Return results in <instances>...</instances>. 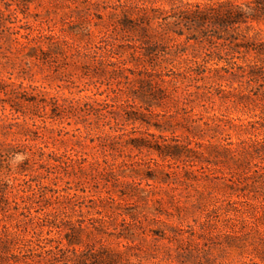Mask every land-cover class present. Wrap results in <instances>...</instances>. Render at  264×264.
Returning a JSON list of instances; mask_svg holds the SVG:
<instances>
[{
  "label": "rangeland",
  "instance_id": "obj_1",
  "mask_svg": "<svg viewBox=\"0 0 264 264\" xmlns=\"http://www.w3.org/2000/svg\"><path fill=\"white\" fill-rule=\"evenodd\" d=\"M179 1L197 3L209 0H146V4L168 9L172 2L178 4ZM235 1L244 4L252 0ZM140 3L138 0H0V179L8 178L13 185L20 183L15 188L3 190V198L0 195V231L6 225L18 232L17 240L1 244L0 264H47L40 246L44 242L40 239L55 236L56 228L51 227L53 231L47 234L48 220L23 216L20 214L22 209H29L38 216L47 212L51 218L54 212L56 223L61 218L80 219L83 220L82 226H90L89 217L102 218L96 225L101 226L97 235L101 238L103 249L93 241L89 232L76 233L78 243L75 247L86 250V264H103L100 256L108 252L117 255V264H264V219L256 220L260 209L255 208L264 206V171L259 174L254 171V163L260 159L247 156V161L236 164L232 160L215 157L207 147L208 141H230L233 143L231 146L235 147L238 137L247 138L251 135L249 133L236 128L230 130L225 126L231 133L226 141L221 139L222 136L226 138L225 132L219 134L213 130H208L200 139L191 138L189 146H195L202 153L187 161L186 165L180 160L164 158L154 149L146 147L137 150L128 145L122 151L110 152L106 157L118 164L120 181L140 182L139 185L134 183L124 187L128 193L120 197L118 190L122 186L108 181L105 188L97 183L104 179L96 176L88 162L70 165L69 173L49 169L45 164L50 151L57 154L76 153L89 161L97 151L92 148L90 134L83 128L84 124H75L74 118H62L60 121L45 119L43 122L36 115L43 113L37 107L40 105L36 102L39 95L45 92L46 97L94 96L98 99L104 95H93L96 92L92 84L95 77L81 75L79 63L89 58L73 56L72 50L62 45L67 56L64 58L59 52L48 50L47 40L38 39V36L51 33L68 41L91 45L98 35L106 34V39L124 43L128 33L114 20L112 7L116 6L115 12L121 14L123 5L133 7ZM134 14L131 12L130 17L133 18ZM3 26H10L19 33L10 34L3 30ZM79 26H86L89 34L78 33ZM178 28L172 26L174 30ZM182 32L180 37L175 33L174 36L183 40L185 36L196 33L193 28L187 29L184 25ZM20 33L25 37H20ZM229 33L238 35L240 40H263L264 18L248 21ZM13 37L27 42V47L20 50ZM173 42L167 38L164 45ZM37 46L42 51L31 48ZM196 47L188 46L187 54L191 56L196 52ZM251 55L241 54L238 61L245 63ZM176 62L174 60V65ZM163 65L173 70L176 68L166 61L161 62ZM127 66L134 68L135 63L130 60ZM221 84L226 88V81ZM232 84L254 96L256 83L233 81ZM23 89L27 93L25 96L19 93ZM261 90H264V84ZM32 96L36 97L35 101L26 100ZM136 103L143 104L138 99ZM13 107L21 110L17 112L18 118L10 113ZM46 110L49 112L48 107ZM140 110L146 114L150 125L143 121H136L133 125L124 123V129L128 131L123 135L124 139L143 137L153 140L149 135L152 133L159 142V136L167 138L169 142H172V136H177L181 143H187V131L177 124L180 111L175 113V108L170 104L152 106V114L143 107ZM193 111L204 110L195 106ZM207 111L225 113L240 121L256 119V114L260 112L252 104L223 103L217 97L213 109L208 108ZM167 121L174 125L173 131L166 129ZM155 123L160 128H156ZM76 126L80 127V132L75 131ZM263 130L264 127L254 132L258 131L260 137ZM80 134L85 136L80 137L81 143L77 142ZM195 141L201 142L200 147L194 144ZM7 143L17 145L10 155L7 153L12 149L7 150ZM38 146L44 152L41 156ZM97 158L101 160L102 156L98 154ZM185 169L193 170L196 177L186 174ZM172 172L176 175H166ZM244 172L250 178L229 184L228 178L236 179ZM57 175L61 177L58 179L61 186L68 182L75 188L76 197H61L51 190L54 186L50 178ZM148 175L160 181L158 186L151 179L147 181L154 185H146ZM1 187L3 184L0 182ZM106 189H111L116 202L94 204L87 200L88 197L105 196ZM14 201L17 202L16 209Z\"/></svg>",
  "mask_w": 264,
  "mask_h": 264
},
{
  "label": "trees",
  "instance_id": "obj_2",
  "mask_svg": "<svg viewBox=\"0 0 264 264\" xmlns=\"http://www.w3.org/2000/svg\"><path fill=\"white\" fill-rule=\"evenodd\" d=\"M138 1L141 3L137 6L123 5L120 10L121 14L115 12L116 6L112 7L114 11L111 12V15L121 29L128 34H136L135 36L127 34L124 43L106 39V34L98 35L97 40L91 45L90 43L82 45L68 41L51 33L38 36V39L47 40L48 50L59 52L64 58L67 56L62 45L71 49L73 56L89 58L88 61L79 63L82 68L81 75L95 77L96 80L92 84L96 92L93 95H104L100 99L94 96L75 98L50 95L46 97L45 92L39 95L36 102H39L40 105L37 107L41 108L43 113H39V111V114L36 115L41 117L43 122L45 119L60 121L62 118H74L75 124H84L83 128L90 134L89 141L92 143V148L97 151L91 161L76 153L57 154L50 151L47 153L48 161L45 163L47 168L69 173L70 165L80 161L88 162L96 176L104 179L97 183L105 188H107L108 181L122 186L118 190L120 197L128 193L124 187L132 186L134 183L139 185L140 182L120 181L118 164L106 157L110 152L122 151L128 145L137 150L146 147L154 149L164 158L180 160L185 164L202 153L195 146H189L191 138L198 137L200 139L208 130H213L219 134L225 132L226 138L222 136L221 139L226 141L231 137V133L227 129L236 128L251 135L247 138L238 137L235 147L231 146L233 143L230 141L217 143L208 141L207 147L214 152L215 157H223L236 164L247 161V156H255L260 159L254 163L255 174L264 171V130L260 132V137H258V131L254 132L264 127V90H261L264 84V39L249 40L246 38L240 40L238 35L229 33L230 30L233 31L248 21L263 19L264 0H252L244 4L237 3L235 0H209L197 3L179 1L178 4L172 2L168 9L147 5L146 0ZM131 12H135L133 18L130 17ZM0 17H2L1 10ZM183 25L187 29L193 28L197 34H189L183 40L176 38L174 33L178 37L183 34ZM172 26L179 28L174 30ZM3 30L10 34L19 33L17 30L13 31L10 26H3ZM78 33L89 34V30L86 26H79ZM19 35L25 37L24 34L20 33ZM167 38L174 42L165 46ZM12 40L20 50L28 45L27 42L20 41L18 37H13ZM195 45L197 46L194 49L196 52H193L191 56L188 55L187 47ZM31 48L42 51L39 46ZM125 51H128V55L125 54ZM247 53H252L251 58L246 59L245 63H240L238 60L241 54L244 56ZM130 60L135 63L134 68L127 66ZM174 60L177 61L176 65H174ZM162 61H166L176 68L173 70L171 67L161 66ZM219 62L222 64L219 65ZM27 63L26 65H28ZM166 68L168 69L166 70ZM222 81H226V88L222 87ZM233 81L246 82L247 84L256 83V90L253 91L254 96L252 97L249 92H244L239 86H233ZM84 83L87 85L86 82ZM102 85H104L103 88ZM19 93L24 96L27 94L24 89ZM216 97L223 103L252 104L259 108L260 112L256 114L258 118L240 121L238 118L228 117V114L225 113H208L207 109H213ZM35 99L36 97L33 96L29 99L26 98L28 101H35ZM136 99L142 101L143 104L138 105ZM167 104L175 108V113L180 111L181 115L177 124L187 131V143H181L177 136L170 138L172 142L159 136L161 138V142H159L152 133L149 135L153 140L143 137L123 138V135L128 132L124 129V123L133 125L136 121H143L150 125V122L146 120V114L140 110L141 107L152 114V106L162 107ZM195 106L204 111L194 112ZM47 107L49 112L46 110ZM18 111L21 110L13 107V111L10 113L18 118ZM153 125L160 128L156 123ZM167 125L166 129L173 131L174 125L169 121H167ZM75 131L80 132V127L76 126ZM80 137L85 136L79 135V140H77L79 143H81ZM194 144L200 147L201 142L195 141ZM6 146H8L7 150H11L17 145L7 143ZM37 150L40 152V156L44 154L41 146H38ZM13 152L12 149L7 154L10 155ZM98 154L102 156L101 160L97 158ZM121 163L125 164L124 161ZM185 172L189 176L196 177L193 170L185 169ZM171 174L172 176L176 175L175 172L166 173V175ZM248 178L250 175L244 172L236 179L230 177L227 180L232 185ZM58 179H61L58 175L50 178V182L54 186L51 187L53 192L58 193L61 197L70 196L73 198L77 196L73 186L68 185V182H64L65 185L61 186ZM148 179L156 181V186L160 183L155 180L157 179L155 176L148 175L146 176L147 186L154 185L149 183ZM8 181V178L0 179L3 184V188L0 189L1 198L4 197L3 190L15 188L20 184L13 185ZM70 190H74V192L70 193ZM105 191L107 193L105 196L88 197L87 200L94 204L116 202L110 192L111 189ZM61 192H65V194ZM14 203L16 205L14 208H18L17 202L14 201ZM255 208L260 209L256 220L264 219V206H255ZM97 213L100 211L97 210ZM20 214L37 220L47 219L49 227L47 234L53 231L51 227L56 228L55 236H45L40 239L41 242H44V245L40 246L43 248L47 264L55 262L86 264L88 257L85 254L86 250H79L75 247V244L78 243L77 232H89L93 241L99 244V248H104L101 238L97 235L101 230V226L96 225L102 220L100 217H89L90 226H82L83 220L80 219L61 218L60 222L56 223L54 212L51 214L52 218L48 216L50 213L47 212L40 216L33 215L29 209H22ZM17 239L18 232L4 225L3 230L0 231V246ZM51 242H55V244L52 245ZM100 257L102 258L100 262L103 264H117L116 254L108 252Z\"/></svg>",
  "mask_w": 264,
  "mask_h": 264
}]
</instances>
